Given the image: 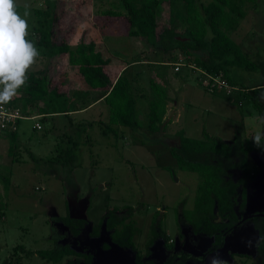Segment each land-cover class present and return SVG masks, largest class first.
<instances>
[{
    "label": "rangeland",
    "instance_id": "1",
    "mask_svg": "<svg viewBox=\"0 0 264 264\" xmlns=\"http://www.w3.org/2000/svg\"><path fill=\"white\" fill-rule=\"evenodd\" d=\"M18 2L21 14L25 11L23 6L28 5V38L35 43L37 35L32 34L31 30L35 18L33 11H52L54 0ZM110 8L123 9L120 0H92V5H82L78 12L82 16L91 17ZM162 28L163 24H158L157 34ZM55 32L56 35H61L57 25ZM78 37L79 35L76 36ZM230 37L251 60H264V0H257V6L248 9L239 28ZM76 38L72 39V46L75 45ZM97 46L109 60V69L113 73L136 75V72L142 70L143 75L135 81L138 85L135 92L138 93L140 89L142 93L134 96L135 120L139 129L134 131L120 128L124 130L118 132L120 138H116L114 134L105 136L101 133L99 117H91L92 110L85 116L74 114L68 118L62 114H54L46 115L42 121L43 118L36 115L34 120L21 121L18 147L13 154L9 150L8 140L5 136H0V206L4 213L0 219V263H15L14 255H23L25 251H48L61 230L67 231L61 223L50 222L52 218L75 216L74 218L86 222L84 230L88 232L90 227L99 224L107 206L132 209L130 219L138 227L134 243L140 249L151 236V223L162 212L165 216L161 227L166 229L169 238L177 240L181 237L179 227L193 228L190 220L194 221L191 214L194 216V197L200 177L196 173L177 169L170 155V148L175 144L172 135L183 131L189 138L201 139L206 132L209 136L226 141L233 140L237 133L242 140L252 138L257 133L264 137V123L259 121L262 117L253 106V101L256 100L264 108V89H251L262 84L260 72L231 69V81L236 87L248 90L246 96L242 94L237 98L225 94H210L202 87L199 73L187 68L184 55L178 51L169 52V56L175 55L176 60L169 61L166 65L163 61L169 60L167 54L159 47L147 46L137 37L101 34ZM137 59L139 61H135ZM175 63H178L176 66L180 69L179 72H174ZM58 65L60 68L57 67L56 70L55 66L47 63L40 51V56L29 72H38L48 66V76L54 84L59 73L67 74V70L61 68L63 63ZM70 77L78 81L76 76ZM150 79L165 84L171 101L169 117L172 122L157 137L150 136L146 131L147 106L153 96L148 82ZM24 87L25 85L10 101H16L17 107L22 105L19 99L25 96ZM72 94L70 92L71 97ZM62 103L70 110L76 106L74 101L72 104L70 97ZM84 104L82 101L78 106ZM39 105L42 107V101ZM101 106L106 109V113L109 112L104 103ZM82 117L86 119L84 122L90 123L86 129L89 142L80 146L81 166L68 172L54 158L56 145H66V142H60V138L63 141L84 138L76 128V121H83ZM102 120L103 123H108L105 111ZM35 122L41 125V130L34 128ZM248 158L249 168L255 177V182L248 181V186L256 193L264 189V155L250 154ZM247 193L248 204L258 211L260 205L256 196L248 191ZM262 206L260 211L264 212V201ZM51 225H54L56 235ZM82 238L85 242H93V245L103 240H89V237L83 235L77 239L83 241ZM196 249L200 250L199 245ZM247 257L242 262L235 258L234 263L230 264H257L255 258ZM212 258L213 255L208 259L209 263ZM22 260L24 264H48L36 253L35 256L26 259L23 257ZM22 260L20 259V263H23Z\"/></svg>",
    "mask_w": 264,
    "mask_h": 264
},
{
    "label": "trees",
    "instance_id": "2",
    "mask_svg": "<svg viewBox=\"0 0 264 264\" xmlns=\"http://www.w3.org/2000/svg\"><path fill=\"white\" fill-rule=\"evenodd\" d=\"M120 1L122 10L110 8L94 16L95 26L100 28L102 34L137 37L151 48L159 47L169 58L163 62H175V55L170 57L169 52L178 51L184 55L187 68H196L201 82L203 75L200 71H204L213 78L221 76V79L237 89L225 94L226 96L238 95L240 98L248 95V90L236 87L231 81L232 68L260 72L262 84L251 89H264V60H251L230 37L239 28L248 9L257 6V0ZM82 5H92V0H54L52 11H33L35 18L31 30L32 34L37 35L34 44L47 63L55 66L56 70L60 68L58 64L63 63L61 68L67 70V74L59 73L57 82L53 84L48 76V66L38 72H29L23 91L25 96L19 99L22 114L26 117L39 115L43 118L42 121L46 115L54 114L69 118L66 113L72 110L62 102L69 99L70 92L81 90L85 85L89 90L103 92V103L108 107L109 117L108 123L100 122L101 133L105 136L114 134L116 138H120L118 132H124L120 128L134 131L139 129L135 120L134 98L138 88L135 81H138V77L125 73L113 76L109 70V60L97 49L95 42L86 40L84 36L78 38L74 46L71 45L77 29L88 21L87 17L78 12ZM160 23L163 28L157 34ZM56 25L61 35H56ZM71 75L76 76L79 82L71 78ZM201 85L208 92L203 83ZM150 88L153 96L148 102L146 131L150 136L157 137L165 129L164 117L169 99L165 84L151 80ZM41 101L42 107L39 105ZM253 102L257 114L264 117V108L256 100ZM8 104L18 106L16 101ZM76 124V128L80 130L79 135L83 134L84 138L75 141H63L60 138V142H66V145L57 144L55 150V160L61 162V166L68 172L81 166L80 146L89 142L86 129L90 123L76 121ZM5 136L10 152L15 153L18 132ZM172 137L175 144L170 148V155L177 169L196 173L200 177L194 197V216L191 214L194 221L190 222L196 232L214 236L218 244L216 234L221 229L231 227L238 220L237 212L240 213L245 208L246 186L250 178H253L248 157L250 154L264 155V137L261 138L259 147L253 144L254 137L242 140L238 133L231 141L209 136L206 132L201 139L189 138L183 131L174 133ZM3 216L0 206V219ZM131 216L130 207L107 206L101 219L106 230L112 231V241L122 247L132 245L133 223H126V219ZM50 222L61 223L74 237L80 234L86 224L84 220L70 216L55 217ZM153 224L159 226L157 221ZM116 225L123 227L118 229ZM51 228L54 230V225ZM156 229L159 230L154 227L153 232ZM68 231L59 233L56 237L64 238ZM96 233L97 230L93 232ZM260 235L259 254L262 256L261 264H264V231ZM71 253L68 247L56 242L53 250L37 251L41 259L53 263L60 262L65 255Z\"/></svg>",
    "mask_w": 264,
    "mask_h": 264
},
{
    "label": "flooded vegetation",
    "instance_id": "3",
    "mask_svg": "<svg viewBox=\"0 0 264 264\" xmlns=\"http://www.w3.org/2000/svg\"><path fill=\"white\" fill-rule=\"evenodd\" d=\"M253 182H255L254 176L249 180V183ZM256 183H258V181ZM248 185L249 184L246 186V203L244 210L240 213L237 212L239 216L238 220L231 227L221 229L216 234L217 238H219V242L217 241L218 244L214 236L209 237L204 233L196 232L194 227L192 228L191 226L178 228V232L181 235L179 239L177 238V240H175L174 238H169L168 236L170 235L166 232V229L162 228L160 225L165 216L162 212L161 215L155 217V221L159 222V226H155V224L151 223V236L149 235L146 243L142 244L141 249L135 246L134 243V237L136 236V229L138 227L134 220L129 217L128 219L130 220L126 223L132 222L134 228L131 241L132 245L130 247H122L117 244L116 241H114L116 242L114 243L111 239L112 231H107L105 225L100 221L97 226L90 227V231L88 232L84 230L85 224L77 237H74L72 232L67 230L68 232L64 238L56 237V239H54V244L49 250L54 249L55 242L64 247H68L72 253L63 257L61 260L63 264H210L208 259L217 253H219V258L226 260L228 264L234 263L236 259L242 262L243 259L245 260L248 258L247 256L255 258L256 263L261 264L262 256L259 254V246L261 242L260 233L264 231V212L260 210L263 209L262 202L264 201V196L262 197V192H264V189L254 193L251 186ZM247 191L251 195L256 196L259 202L257 203L260 205L258 211L254 210L253 207L248 204ZM238 200L240 202L241 198ZM260 215H262V217ZM243 217H246L244 221ZM128 219H126V221ZM116 227L121 229L123 225H116ZM154 227H158L159 230L156 229V231L153 232ZM251 228L254 232H258V240H256L252 233L250 234ZM96 230L97 233L93 234ZM62 232L64 231L61 230L60 233ZM84 232H86L85 235ZM80 235L89 237V240L98 238H102L103 240L99 244L95 243V245L92 244L93 242L88 241H86V244L83 238L81 239L83 241L77 239ZM154 236L155 238H153ZM193 241H195V245H193ZM197 245H199L200 250L196 249ZM25 252L23 255L15 254V263L11 262L9 264H24L25 262L22 260L23 257L26 259L35 256V253L37 255V251ZM20 259L23 263H20ZM46 262L48 264L53 263L51 261Z\"/></svg>",
    "mask_w": 264,
    "mask_h": 264
},
{
    "label": "clouds",
    "instance_id": "4",
    "mask_svg": "<svg viewBox=\"0 0 264 264\" xmlns=\"http://www.w3.org/2000/svg\"><path fill=\"white\" fill-rule=\"evenodd\" d=\"M18 0H0V106L7 104L19 94L27 82V74L40 56V51L29 39L28 5L21 14ZM264 123V117L259 119ZM261 134L253 138V144L259 147ZM195 245V241H193ZM210 264H228L213 256Z\"/></svg>",
    "mask_w": 264,
    "mask_h": 264
},
{
    "label": "crops",
    "instance_id": "5",
    "mask_svg": "<svg viewBox=\"0 0 264 264\" xmlns=\"http://www.w3.org/2000/svg\"><path fill=\"white\" fill-rule=\"evenodd\" d=\"M94 19H95L94 16L87 17L88 21L87 22H83L82 25H80V27L77 29V32H76L77 34L75 35L74 38H76V36H78V35H79L78 38H80L81 36H84L88 41L95 42L96 46H97L98 45V40H99L102 32H101V30H100V28L98 26H95ZM102 35H104V34H102ZM78 38H76L75 40L77 41ZM164 64L168 65L169 63L168 62H164ZM174 65L175 66L178 65V63H175ZM179 70L178 71H174V72H179ZM120 71H122V69ZM141 72H142V70L139 71V73L136 72L135 73L136 74L135 77L142 76L143 72L142 73ZM111 73L115 77H118L119 75L122 74L120 72L113 73L112 71H111ZM150 81H151V79L148 80L149 86H150ZM138 90H139V93H137V94L139 95L140 93H142V91L140 89H138ZM137 94L135 93V96ZM167 96H168V94H167ZM236 97L239 98L238 95H236ZM103 98H104V95H103L102 91L89 90L85 85H83V89L82 90L73 91L72 97L70 95V101H72V104H73V101H74L76 106L75 107L71 106V107H73V110L68 112V113H66V114H68L69 117L73 116L74 114H78V115L82 114L83 116H85V114H87L88 112L94 110L93 113L91 114V117H94V118L99 117L98 118V120H99L98 122L99 123L100 122L103 123L102 122L103 121L102 120V116H103L104 111H105V116L109 117V116H107V114H109V112L106 113V109H104V107L101 106V104H103ZM168 99H169V97H168ZM82 101H84L85 104L83 106H78V103L82 102ZM170 102L171 101L169 99V102L167 103V106H166V114H165V117H164V127H165V129L172 122V120L169 117V112H170L169 103ZM147 111H148V106H147ZM37 116H39V115H37ZM82 119H83V121L86 120L84 117H82ZM20 126L21 125H19V129H20ZM1 136H5V135H1ZM4 138H6V136ZM18 140H19V136H18Z\"/></svg>",
    "mask_w": 264,
    "mask_h": 264
},
{
    "label": "built area",
    "instance_id": "6",
    "mask_svg": "<svg viewBox=\"0 0 264 264\" xmlns=\"http://www.w3.org/2000/svg\"><path fill=\"white\" fill-rule=\"evenodd\" d=\"M196 68H194L195 70ZM178 66L175 67V71H178ZM203 75L202 83L207 89V91L211 94H230L231 92L237 91V89L231 87L224 79L213 78L209 76L204 71H200ZM34 117H26L22 114L21 107H17L10 104H4L0 106V136L7 135L9 133L15 132L19 130V125L21 121L34 120ZM34 128L37 130H41V125L36 122L34 124Z\"/></svg>",
    "mask_w": 264,
    "mask_h": 264
},
{
    "label": "water",
    "instance_id": "7",
    "mask_svg": "<svg viewBox=\"0 0 264 264\" xmlns=\"http://www.w3.org/2000/svg\"><path fill=\"white\" fill-rule=\"evenodd\" d=\"M177 39H179V40H185L184 38L182 39V38H180V37H177ZM260 216L262 217V215H260ZM245 218H246V217H243V221L245 220ZM251 233H252V235H254V237L256 238V240L259 239V234H258V232H254L252 228L250 229V234H251ZM245 253H246V252H245Z\"/></svg>",
    "mask_w": 264,
    "mask_h": 264
}]
</instances>
